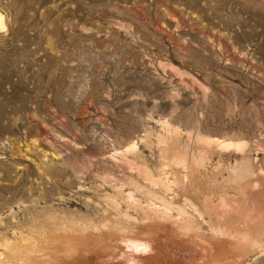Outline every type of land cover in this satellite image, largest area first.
<instances>
[{"label": "rangeland", "instance_id": "374dc122", "mask_svg": "<svg viewBox=\"0 0 264 264\" xmlns=\"http://www.w3.org/2000/svg\"><path fill=\"white\" fill-rule=\"evenodd\" d=\"M0 13V264H264V0Z\"/></svg>", "mask_w": 264, "mask_h": 264}, {"label": "bare ground", "instance_id": "6f19581e", "mask_svg": "<svg viewBox=\"0 0 264 264\" xmlns=\"http://www.w3.org/2000/svg\"><path fill=\"white\" fill-rule=\"evenodd\" d=\"M4 28V24H3V16L0 13V29Z\"/></svg>", "mask_w": 264, "mask_h": 264}]
</instances>
